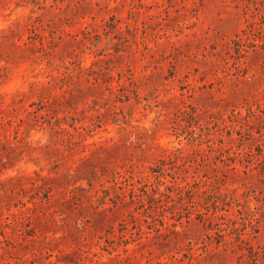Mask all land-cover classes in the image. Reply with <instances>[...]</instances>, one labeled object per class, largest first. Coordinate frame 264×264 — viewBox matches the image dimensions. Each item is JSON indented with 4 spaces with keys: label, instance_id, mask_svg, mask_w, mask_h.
I'll list each match as a JSON object with an SVG mask.
<instances>
[{
    "label": "rangeland",
    "instance_id": "374dc122",
    "mask_svg": "<svg viewBox=\"0 0 264 264\" xmlns=\"http://www.w3.org/2000/svg\"><path fill=\"white\" fill-rule=\"evenodd\" d=\"M16 22L0 264H264V0H0Z\"/></svg>",
    "mask_w": 264,
    "mask_h": 264
},
{
    "label": "trees",
    "instance_id": "16d2710c",
    "mask_svg": "<svg viewBox=\"0 0 264 264\" xmlns=\"http://www.w3.org/2000/svg\"><path fill=\"white\" fill-rule=\"evenodd\" d=\"M22 30V25H21V23L20 22H16V24H15V26L14 27H12V28H10L9 29V31H8V33H6L5 31L4 32H2L1 34H0V39L1 38H3V37H8V36H19V33H20V31ZM28 48L30 49V48H34V47H32V46H28ZM79 67H81V66H79ZM63 79V78H62ZM64 84H66L67 85V83L68 82H63ZM39 102H41L40 104H38L39 106H37L36 107V109L35 110H33L32 112L33 113H36L39 109H41L42 107H45V105L46 104H44V100H43V98H41L40 100H39ZM39 118H44V115L42 114V113H36L35 114V119L36 120H39ZM44 120H46V118L44 119ZM43 120V121H44ZM42 121V122H43ZM49 121V120H48ZM80 168H81V166L79 165L77 168H75L72 172H67V173H64L62 176H65V179H66V183H68L70 180H73V179H78V178H80L81 176L79 175L80 173ZM92 171H94L93 169H92ZM13 178V176H10V177H8V178H6V180H11ZM50 179H54V177L53 176H50L49 177ZM90 183V182H89ZM91 184V183H90ZM39 187H41V185L39 186ZM4 187H2L1 188V191H4ZM52 189H53V186L52 185H50V186H48L47 187V189H45L44 191L46 192V194H45V196L46 197H49L50 195H51V191H52ZM133 195H135V194H132V197H133ZM113 202L114 203H116V200H113ZM101 203H103V201L101 202Z\"/></svg>",
    "mask_w": 264,
    "mask_h": 264
}]
</instances>
